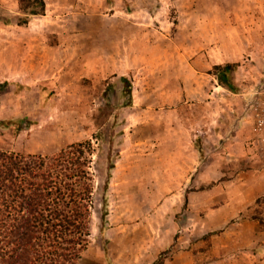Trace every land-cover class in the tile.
<instances>
[{
	"label": "rangeland",
	"instance_id": "rangeland-1",
	"mask_svg": "<svg viewBox=\"0 0 264 264\" xmlns=\"http://www.w3.org/2000/svg\"><path fill=\"white\" fill-rule=\"evenodd\" d=\"M43 1L0 0V152L90 141L76 264H257L264 0Z\"/></svg>",
	"mask_w": 264,
	"mask_h": 264
},
{
	"label": "trees",
	"instance_id": "trees-1",
	"mask_svg": "<svg viewBox=\"0 0 264 264\" xmlns=\"http://www.w3.org/2000/svg\"><path fill=\"white\" fill-rule=\"evenodd\" d=\"M17 1L24 24L44 14L43 0ZM236 67L214 66L209 74L234 92ZM90 145L73 144L52 157L0 152V264H76L89 237L92 186L84 148Z\"/></svg>",
	"mask_w": 264,
	"mask_h": 264
},
{
	"label": "crops",
	"instance_id": "crops-1",
	"mask_svg": "<svg viewBox=\"0 0 264 264\" xmlns=\"http://www.w3.org/2000/svg\"><path fill=\"white\" fill-rule=\"evenodd\" d=\"M249 227H253V226H249ZM252 234H253V236H252L253 237V241H254L255 244H257L258 242L259 243H264V232H260V233H258V232L254 233L253 232ZM256 248L257 249H255L254 252L257 253L256 256H255V258L258 257L257 264H264V248L263 249H261L260 247H256ZM153 262H155V261H152V262L146 261V262H143V264H153ZM173 264H178V263L177 262H173Z\"/></svg>",
	"mask_w": 264,
	"mask_h": 264
},
{
	"label": "built area",
	"instance_id": "built-area-1",
	"mask_svg": "<svg viewBox=\"0 0 264 264\" xmlns=\"http://www.w3.org/2000/svg\"><path fill=\"white\" fill-rule=\"evenodd\" d=\"M259 115V114H258ZM255 122L257 123V124H259V128H262V126L264 125V116H261V117H257L256 118V120H255Z\"/></svg>",
	"mask_w": 264,
	"mask_h": 264
}]
</instances>
